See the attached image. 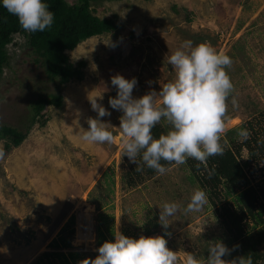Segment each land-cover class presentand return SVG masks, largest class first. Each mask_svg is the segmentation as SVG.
Masks as SVG:
<instances>
[{
	"label": "rangeland",
	"instance_id": "rangeland-1",
	"mask_svg": "<svg viewBox=\"0 0 264 264\" xmlns=\"http://www.w3.org/2000/svg\"><path fill=\"white\" fill-rule=\"evenodd\" d=\"M92 10L101 18H114L118 27L67 51L75 65L86 63L82 79L61 85L50 81L23 33H14L7 46L11 59L0 76V125L26 126L31 102L40 92H60L64 100L61 106H47L20 145L7 149L6 140H0L5 153L0 159V264H65V256L70 264L94 259L102 244L95 231L91 237L83 230L79 218L86 208L87 221L96 230L103 225L106 241L115 238L104 228L107 220L114 233L134 238L164 235L177 264H184L188 253L204 259L209 242L217 239L232 249L220 209L192 173L189 158L168 165L161 175L150 173L140 157L136 165L123 154V134L114 135L121 131L123 113L109 105V98L117 95L111 77H135L134 97L159 91L174 76L166 55L186 40L208 42L232 59L227 71L234 88L221 139L228 146L230 138L241 143L238 131L246 128L249 137L264 140V0H105L92 2ZM89 96H102L98 102L111 112L100 118L110 123L111 144L81 139L87 118L98 116ZM158 124L168 130L166 121ZM256 153L258 158L250 157L243 146L237 156L259 189L264 187V152ZM137 166L142 168L138 174ZM197 188L205 191L207 202L198 212L184 213ZM233 199L225 201L233 204ZM166 201L181 206L169 218L167 230L158 223L159 206ZM101 214L109 216L105 222ZM73 215L75 221L61 233ZM60 234L69 245L52 246ZM238 256L232 251L224 258Z\"/></svg>",
	"mask_w": 264,
	"mask_h": 264
},
{
	"label": "clouds",
	"instance_id": "clouds-1",
	"mask_svg": "<svg viewBox=\"0 0 264 264\" xmlns=\"http://www.w3.org/2000/svg\"><path fill=\"white\" fill-rule=\"evenodd\" d=\"M0 6L15 15L19 25L27 32L44 31L54 22V12L49 9L46 0H0ZM166 59L174 76L161 84L159 91L152 90L134 97L137 79H128L117 73L111 77L117 95L109 98L111 108L123 113L119 117L123 154L136 165L140 157L148 168L161 175L169 170L161 161L180 165L188 158L204 162L211 156L223 154L221 133L225 130L227 101L234 88L227 71L232 64L231 57L217 51L208 42L186 40L167 54ZM98 97L103 98L88 97L98 116L87 118L88 128L84 129L81 139L111 144L114 136L109 130L110 123L100 119L110 116L111 112L98 102ZM231 102L236 105L234 97ZM162 120L169 127L157 137L152 129ZM238 135L246 140L250 133L248 129L241 128ZM4 156V151L0 149V159ZM136 171H142V168L137 166ZM206 202L205 191L197 188L183 212H198ZM159 208L158 223L167 230L169 218L176 215L181 206L166 201ZM93 231L98 235L96 229ZM114 237V240H107L96 249L98 255L94 259L85 258L79 264H177V254L167 246L164 235L134 238L116 231ZM237 247L239 245L230 249L221 239L210 241L204 259L188 253L184 264H254L249 254L231 260L224 258Z\"/></svg>",
	"mask_w": 264,
	"mask_h": 264
},
{
	"label": "trees",
	"instance_id": "trees-1",
	"mask_svg": "<svg viewBox=\"0 0 264 264\" xmlns=\"http://www.w3.org/2000/svg\"><path fill=\"white\" fill-rule=\"evenodd\" d=\"M98 1L105 0H76L71 2L68 0H46L49 9L54 12V22L44 31L34 33L22 29L17 17L0 6V76L11 59L7 46L13 40V34L20 32L26 36L28 47L36 55L37 61L42 63L50 81L61 85L72 78L82 79L84 75L82 68L86 63L81 61L75 65L70 60L67 51L75 49L82 41L90 37L110 32L118 27L114 18H101L94 13L92 2ZM63 100L64 97L60 92L38 93L37 98L31 102V111L26 126L1 124L0 140H6L7 149H10L11 146L20 145L32 124L44 115L47 106H61ZM152 131L157 137L164 132L159 124ZM226 142V139H221L224 147L222 155L211 156L204 162L189 158L188 165L194 176L209 193L212 204L219 207L222 225L228 236V243L233 246L239 245L234 251L240 256L251 255L254 264H264V187L258 189L252 184L251 177L237 156L244 146L248 149L250 157L258 158L256 152L257 149L264 152V140L248 137L238 143L235 138H230L231 146H228ZM161 163L166 166L172 164L167 161H161ZM147 169L152 174L156 173L154 169L148 167ZM139 172L135 169V173L138 174ZM128 174L131 176V173ZM221 186L225 192H222ZM238 187H243L239 193L236 192ZM221 195H224V198H221ZM231 196L234 198L233 204L225 201ZM99 207L101 206L99 205ZM106 217L107 215L101 214V221L106 220ZM74 221L75 216L73 215L70 222L60 232L63 233ZM108 223L107 220L104 228L109 235L113 236V227ZM252 229L256 230L253 231ZM97 233L99 236L98 244H103L106 241L103 238H107L103 225L98 226ZM69 243V240L62 238V234L51 241V245L56 247L67 246ZM64 260L65 264H70L66 256Z\"/></svg>",
	"mask_w": 264,
	"mask_h": 264
},
{
	"label": "built area",
	"instance_id": "built-area-1",
	"mask_svg": "<svg viewBox=\"0 0 264 264\" xmlns=\"http://www.w3.org/2000/svg\"><path fill=\"white\" fill-rule=\"evenodd\" d=\"M85 212L87 213V208L86 209H84V213H82L83 214V216H81L79 219H82L83 220V222H84V224H83V226H84V231H89L90 233H92V231L94 230V227H93V225L91 224H89V221H87V219H86V215L87 214H85ZM82 217H84V219L82 218ZM79 221V220H78ZM85 235H86V233H85Z\"/></svg>",
	"mask_w": 264,
	"mask_h": 264
},
{
	"label": "crops",
	"instance_id": "crops-1",
	"mask_svg": "<svg viewBox=\"0 0 264 264\" xmlns=\"http://www.w3.org/2000/svg\"><path fill=\"white\" fill-rule=\"evenodd\" d=\"M114 128H116V127H114ZM115 130V129H114ZM118 133V134H117ZM116 134H114V135H116L115 137L117 138L118 137V135H121V134H123L121 131H119V132H117Z\"/></svg>",
	"mask_w": 264,
	"mask_h": 264
},
{
	"label": "bare ground",
	"instance_id": "bare-ground-1",
	"mask_svg": "<svg viewBox=\"0 0 264 264\" xmlns=\"http://www.w3.org/2000/svg\"><path fill=\"white\" fill-rule=\"evenodd\" d=\"M93 206V205H92ZM93 208V207H92Z\"/></svg>",
	"mask_w": 264,
	"mask_h": 264
}]
</instances>
